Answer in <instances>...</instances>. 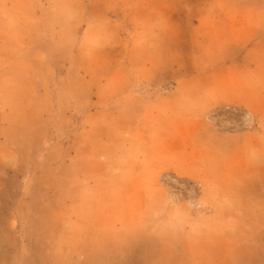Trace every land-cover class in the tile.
<instances>
[{"label":"rangeland","instance_id":"rangeland-1","mask_svg":"<svg viewBox=\"0 0 264 264\" xmlns=\"http://www.w3.org/2000/svg\"><path fill=\"white\" fill-rule=\"evenodd\" d=\"M206 3L0 0V264H264V185L215 191L223 165L264 170V145L209 142L251 136V113L185 133L196 169L154 164L160 76L188 54L161 42L203 39L188 26Z\"/></svg>","mask_w":264,"mask_h":264},{"label":"crops","instance_id":"crops-1","mask_svg":"<svg viewBox=\"0 0 264 264\" xmlns=\"http://www.w3.org/2000/svg\"><path fill=\"white\" fill-rule=\"evenodd\" d=\"M207 3L209 8L200 6L193 10L197 24L194 22L188 26L199 32L197 37L203 39L161 42L166 50L171 51L174 59L180 55L177 49H182L183 54L187 50L188 54L184 55V67L176 64L169 74L160 76L161 81H170L161 85V90L164 94L168 92L167 98L173 100L171 105L160 104L150 112L158 114L154 120L150 117V127L168 130L166 142L160 149L167 156L158 159L155 167L167 166L171 161L175 162L176 168L183 166L178 157L188 151L183 146L185 133L205 129L209 125L205 122L204 114L221 108H238L251 113L257 128L251 136L218 139L221 136L215 133V138H209L210 143H237L248 139L249 146H253L256 152L262 150L264 145V4L260 0H255V3L252 0H240L238 3L232 0H207ZM189 55L191 61L187 63ZM252 139L256 142L255 146ZM172 154L175 160L171 158ZM231 158L234 157L231 155ZM183 167L196 169V164L189 161ZM215 167L222 166L216 163ZM223 167L227 171L217 173L215 179H225L221 184L225 188L215 191L243 192L251 186L260 187L263 191L262 164L260 171L245 176L233 174L227 166ZM234 185L239 188H232Z\"/></svg>","mask_w":264,"mask_h":264}]
</instances>
